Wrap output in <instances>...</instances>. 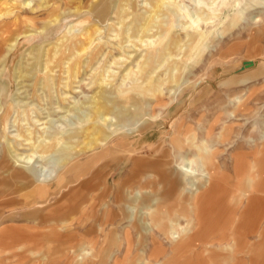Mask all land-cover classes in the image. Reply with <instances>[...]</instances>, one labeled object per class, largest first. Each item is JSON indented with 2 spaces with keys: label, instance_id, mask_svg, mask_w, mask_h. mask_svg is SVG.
I'll list each match as a JSON object with an SVG mask.
<instances>
[{
  "label": "rangeland",
  "instance_id": "rangeland-1",
  "mask_svg": "<svg viewBox=\"0 0 264 264\" xmlns=\"http://www.w3.org/2000/svg\"><path fill=\"white\" fill-rule=\"evenodd\" d=\"M3 66L11 90L0 113V264H264L263 194L215 226L229 231L242 219L252 231L238 244L206 245L203 223L190 236L200 246L178 254L155 229L160 208L146 211L159 200L176 241L197 216L208 221L207 191L187 193L178 170L186 156L198 186L201 174L224 182L227 215L239 205L245 181L231 154H255L264 132V0H0ZM45 132L66 133L69 148L35 153L24 135ZM192 138L216 153L209 165L175 149ZM8 148L46 181L6 163Z\"/></svg>",
  "mask_w": 264,
  "mask_h": 264
},
{
  "label": "bare ground",
  "instance_id": "bare-ground-1",
  "mask_svg": "<svg viewBox=\"0 0 264 264\" xmlns=\"http://www.w3.org/2000/svg\"><path fill=\"white\" fill-rule=\"evenodd\" d=\"M24 35L25 34L21 33V34L14 36L12 44L9 48V51H13L15 48H17L19 42L24 38ZM5 71H6L5 66H3V68L0 70V81H1L0 82V113L4 110V105L2 104L3 100L8 96V94L11 90V86L8 85L7 82H5L3 80V73ZM29 93H32V92H29ZM17 108H19V107H17ZM135 109H137V108H135ZM10 112H11V107H10V105H8L7 111H6V113L3 117V120H2L5 130H6V127H5L6 120L9 117ZM78 120L81 121L80 118ZM128 122H131V120L126 121V123H128ZM121 126L123 127L124 124H122ZM19 131H22V130H19ZM28 132H30V130H28ZM45 133H47V132H45ZM45 133L40 135V137H37L36 140L33 142H32V138H31L32 134H29L28 136L24 135L27 142H29L31 144L30 148L35 153H38V152L47 153V151H49V149H51V148L53 149L54 152L65 150V149L69 148L67 143H66V140H67V134L66 133L63 132V133L59 134L57 132H55V133L50 132V133H47L46 135H44ZM210 133H211V131L208 132V134H210ZM21 135L23 136L22 132H21ZM71 141H72V139H71ZM174 147H175V149H178V150H185L186 149L191 153L194 151L198 155L197 157H200V159L202 160V162L205 165H209L211 163L210 156L212 154L214 155V153H212V151L209 150V148L207 146H204V145L197 146L195 144L194 138H192L190 140V142L187 144H186V142H183L181 139H178V140L174 141ZM256 147L257 148L254 151L255 154H253L254 156H256L255 160H254V166L249 167L246 170H243L244 173H242V171H241L243 163H239L237 161L238 160L237 156H235V160H236L235 164H236L237 170H238V172L236 173L237 174L236 177L238 178V180L241 179V183L243 181H245L243 184H241V192L236 197V199H238V201H239V205H241V203H243L244 200H246L248 205H249L253 202V200L257 196H259L261 194L264 195V132L262 134L261 144L257 145ZM5 154L6 155H5L4 159L11 158V160L9 159V161L6 162L10 166H15V167L17 166V167L23 168L25 171H27L29 173V175L35 177L37 181H41V182L46 181V178H48V176H46V171H38L36 168L33 167L31 159H28L26 162H24V160L22 161L21 158L17 157L19 154L17 156H15V153L13 152V150L11 148H8L5 152ZM185 158H186L185 164L183 166H180L178 168V170H180V172H182L183 175L188 178L186 181L187 187H188L187 193L193 194V192L198 191V190H206L207 191L209 186H211L212 177L210 175H207V174L206 175L201 174L200 177L203 179L204 183L198 186L196 184V182L194 180H192V177L198 176V174L195 173L194 170L190 166V164L193 162H192V160H190V157L186 156ZM60 159L57 160V161H59L58 163H60ZM240 159H242V158H240ZM49 177H51V176H49ZM140 197H141V194H140V192H138L137 193V199H139ZM157 208L158 209L160 208L161 214L159 215V217H160L159 221L156 222L157 224L155 226V229L161 230L163 232V234L166 236V238L171 241V244L173 245L172 248L174 251H176L177 254L181 253L183 250L187 251V250H190L191 248H197L200 246V244H198L199 241H197V239H195L194 236L190 237L191 234L194 233V230L199 229V227H201V224L204 223L202 220H199V218H200L199 216H197L198 220L196 219L189 224V229L182 232V238L180 240L176 241L174 239H178V237L175 235L177 233V231L176 232H174L173 230L168 231V226H167L168 222H166V221L169 220V223H171V224L173 222L171 221L169 216L166 215V213L164 212V207L160 204V201L159 200H153L151 204H148L146 206V211L147 210L150 211L152 213L151 215L154 216L156 211L158 210ZM130 210L132 211L133 209L130 207L129 213L131 212ZM142 212H143V214H142L143 218H146L147 216H149V214L147 212L146 213H145V211H142ZM124 217H125V215H124ZM241 222L244 223V221L242 219H241ZM241 222L239 221L238 224H236L235 227L230 228L229 231H221V230L216 231V232H219V234H218L219 236H217L215 238H213L214 232L212 231L211 233L208 234L207 237L203 238L204 239L203 243L208 245L209 242H211V241H221V237H222V238H226V239L228 238V240L231 239V240H233L234 243L238 244L239 239H240L239 237H241V233L243 231L248 232V233H250L252 231L251 227H245V225H242ZM148 225H149L148 222H146V221L143 222V226L145 228V231H147ZM172 225H174V224H172ZM155 234H156V232H155ZM171 238H173V240ZM3 239H6V238L2 237V240ZM124 239H125V237H124ZM185 239L187 240L186 243L183 242V240H185ZM125 243H126V241H125ZM157 243H158V247H157L158 252L157 253L158 254L163 253V251L165 250V246L162 245V243L159 241H157ZM36 254L37 253H35L34 251H30V256H34ZM145 264H151V263L147 262Z\"/></svg>",
  "mask_w": 264,
  "mask_h": 264
},
{
  "label": "crops",
  "instance_id": "crops-1",
  "mask_svg": "<svg viewBox=\"0 0 264 264\" xmlns=\"http://www.w3.org/2000/svg\"><path fill=\"white\" fill-rule=\"evenodd\" d=\"M252 152L253 151L243 150L242 148H239V149L237 148V149L234 150V152L231 154V156H232V162H233V173L235 171L234 170L235 160L233 158V155L235 154L237 156V159H238L237 161L239 163L248 164L250 162L252 164V162H253ZM215 156H216V153L214 154V158H215ZM240 158H242V159H240ZM218 162L221 165L222 170L224 172H226L223 169V166H222L221 162L220 161H218ZM226 176L227 177H230V174H227V172H226ZM223 183L224 182H216V183H214L212 186L209 187V189L207 190V192L204 193V202L206 204V206H205L206 211L204 212V216L203 217L204 218H207L208 221L204 222L205 224H203V227L206 226L208 228V230H207L208 233H211V229H215L214 232L218 231V229L215 228V226H218L217 223H219L220 220H225L226 218H230V219H234L235 218V219H237L238 218V212L240 210V207L242 206V203H241V205L235 204L230 209L231 211L229 212L228 215H227V212L226 211H225L226 212L225 213L221 209L222 202H225V200H226L225 199V192L222 190ZM213 191H214V193H215V191L217 192V195L216 196H214L212 194ZM232 198H234L233 195H232ZM232 201H233V199H232ZM211 206L216 207V208L218 206L219 209H217V210L215 209L216 211L211 210V208H212ZM231 212H233V215L230 217V213Z\"/></svg>",
  "mask_w": 264,
  "mask_h": 264
}]
</instances>
